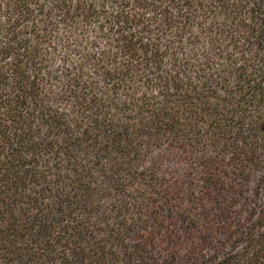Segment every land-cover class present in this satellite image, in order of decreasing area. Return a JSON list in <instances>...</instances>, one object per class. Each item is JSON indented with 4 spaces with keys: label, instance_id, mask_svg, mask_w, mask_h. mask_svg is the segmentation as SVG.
<instances>
[{
    "label": "trees",
    "instance_id": "16d2710c",
    "mask_svg": "<svg viewBox=\"0 0 264 264\" xmlns=\"http://www.w3.org/2000/svg\"><path fill=\"white\" fill-rule=\"evenodd\" d=\"M264 0H0V264H264Z\"/></svg>",
    "mask_w": 264,
    "mask_h": 264
},
{
    "label": "rangeland",
    "instance_id": "374dc122",
    "mask_svg": "<svg viewBox=\"0 0 264 264\" xmlns=\"http://www.w3.org/2000/svg\"><path fill=\"white\" fill-rule=\"evenodd\" d=\"M260 197H261V198L264 197V190L262 191Z\"/></svg>",
    "mask_w": 264,
    "mask_h": 264
}]
</instances>
